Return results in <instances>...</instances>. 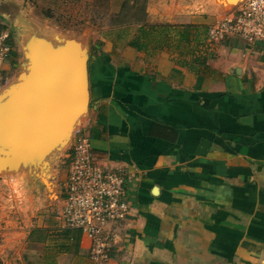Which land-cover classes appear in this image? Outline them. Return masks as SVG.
<instances>
[{"label": "crops", "instance_id": "obj_1", "mask_svg": "<svg viewBox=\"0 0 264 264\" xmlns=\"http://www.w3.org/2000/svg\"><path fill=\"white\" fill-rule=\"evenodd\" d=\"M178 22L199 23L194 14ZM210 53L207 74L167 49L139 66L96 64L83 130L97 161L126 173L132 208L121 239L108 261H93L60 197V209L45 201L31 213L25 231L4 232L3 264H264V45L248 51L229 35ZM15 96L0 101L4 157L16 150Z\"/></svg>", "mask_w": 264, "mask_h": 264}, {"label": "rangeland", "instance_id": "obj_2", "mask_svg": "<svg viewBox=\"0 0 264 264\" xmlns=\"http://www.w3.org/2000/svg\"><path fill=\"white\" fill-rule=\"evenodd\" d=\"M228 1L0 0V31L8 32L12 47L11 55L4 63L6 78L0 89L10 87L19 79L21 72L30 71L41 57L51 49H57L68 38L81 42L87 53L89 84L92 87L91 74L97 63L123 65L131 60L139 66L142 60L156 61V53L160 50L151 46L146 51L134 52V55L130 50L133 48L127 45L143 22L170 21L176 24L187 15L194 14L199 23L215 24L217 18L223 20L228 17L243 0L236 4L232 3L236 0ZM87 116V113L82 115L55 147L45 151L40 146L43 151L38 148L39 153L33 163L31 151L27 150L21 167L15 166L11 170L0 167V243L6 239L4 232L7 230L25 231L29 227L31 213L45 208V201L51 203V208L60 209L62 202L58 201L65 192L68 153L80 135H88L83 130ZM44 161L51 165V173L47 177L50 186L47 187L41 180ZM0 264L3 263L0 261Z\"/></svg>", "mask_w": 264, "mask_h": 264}, {"label": "built area", "instance_id": "obj_3", "mask_svg": "<svg viewBox=\"0 0 264 264\" xmlns=\"http://www.w3.org/2000/svg\"><path fill=\"white\" fill-rule=\"evenodd\" d=\"M229 35L242 38L248 51L264 45V0H243L230 16L209 30L212 41ZM11 52L8 32L0 31V84L6 78L4 63ZM67 158L63 194L65 223L90 239V258L104 263L121 239L119 224L131 213L126 173L100 165L87 134L78 137Z\"/></svg>", "mask_w": 264, "mask_h": 264}, {"label": "water", "instance_id": "obj_4", "mask_svg": "<svg viewBox=\"0 0 264 264\" xmlns=\"http://www.w3.org/2000/svg\"><path fill=\"white\" fill-rule=\"evenodd\" d=\"M18 77L0 95L1 101L16 94L14 104L19 111L11 126L17 139L16 150L7 157L0 155V163L7 168L23 162L26 158L23 153L27 150L32 155L40 146L45 151L55 147L90 104L87 53L76 39H65L57 49L41 57L30 71L21 72ZM41 148L39 151H43Z\"/></svg>", "mask_w": 264, "mask_h": 264}, {"label": "trees", "instance_id": "obj_5", "mask_svg": "<svg viewBox=\"0 0 264 264\" xmlns=\"http://www.w3.org/2000/svg\"><path fill=\"white\" fill-rule=\"evenodd\" d=\"M210 25L207 23H145L127 45L137 51L170 50L177 54L181 65H189L198 74L213 71L206 61L211 56L210 48L214 41L209 37ZM191 56V59L187 57Z\"/></svg>", "mask_w": 264, "mask_h": 264}]
</instances>
